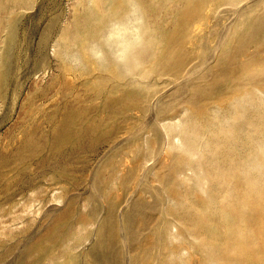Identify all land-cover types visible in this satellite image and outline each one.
Here are the masks:
<instances>
[{
	"label": "rangeland",
	"instance_id": "rangeland-1",
	"mask_svg": "<svg viewBox=\"0 0 264 264\" xmlns=\"http://www.w3.org/2000/svg\"><path fill=\"white\" fill-rule=\"evenodd\" d=\"M0 264H264V0H0Z\"/></svg>",
	"mask_w": 264,
	"mask_h": 264
}]
</instances>
